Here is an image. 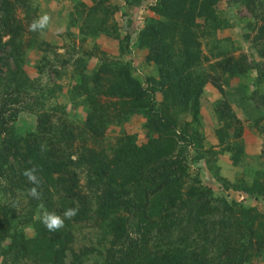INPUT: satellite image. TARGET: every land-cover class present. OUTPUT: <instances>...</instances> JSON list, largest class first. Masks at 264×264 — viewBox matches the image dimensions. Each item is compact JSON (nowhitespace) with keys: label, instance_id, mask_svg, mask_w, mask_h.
I'll return each instance as SVG.
<instances>
[{"label":"rangeland","instance_id":"rangeland-1","mask_svg":"<svg viewBox=\"0 0 264 264\" xmlns=\"http://www.w3.org/2000/svg\"><path fill=\"white\" fill-rule=\"evenodd\" d=\"M250 1L0 0V109L6 117L0 124V264H99L124 223V236L145 251L130 264H145L162 250H177L187 264L202 253L208 264H264V22L262 8ZM44 14L48 26L29 31ZM162 24L168 27L161 34L163 54L155 56L139 34ZM124 72L152 92L144 108L134 107ZM164 72L177 75L172 91L161 87ZM181 91L197 98V122ZM91 103L105 115L99 138L78 136ZM41 115L46 121L39 127ZM47 122L52 145L40 137ZM69 131L75 135L68 140ZM126 136L138 146L149 138L167 144L171 151L163 160L181 165L183 197L194 185L206 189L199 198L216 208L213 220L202 230L190 219L186 199L173 205L163 196L167 173L150 176L139 210L99 206L80 168L75 172L87 196L80 214L60 233L37 232L35 204L44 196L50 193L48 211L57 214L72 201L51 185H41L42 199H33L30 187L17 183L23 160L6 155L1 143L12 141L21 156L29 144H49L74 159L89 147L112 159ZM225 206L232 223L218 224ZM168 215L172 230L181 229L179 243L170 230L168 240L158 233Z\"/></svg>","mask_w":264,"mask_h":264},{"label":"trees","instance_id":"trees-1","mask_svg":"<svg viewBox=\"0 0 264 264\" xmlns=\"http://www.w3.org/2000/svg\"><path fill=\"white\" fill-rule=\"evenodd\" d=\"M250 3L257 4L259 5L258 7L262 8V11L258 14V18L264 22L263 1L252 0ZM167 11L168 10L164 7L163 12L165 13ZM146 27V29L139 34V40L142 41V43L145 42L147 47L153 51L151 53L155 54V56H162L163 53L160 52V50L163 48L162 45L164 39L161 34L162 32H165L168 27H166V24H162L161 28L156 25H149ZM182 73L183 72H181V75ZM123 74L127 94L133 101L136 100L134 107H141V109L144 108L145 101L148 99L147 97H149V95L153 97L152 92L149 94L145 88L137 83V81L131 79L127 72H124ZM163 74L164 75H162L161 78V87H167L172 91L175 86L174 82L177 79V75L176 77L173 75L171 76L169 72H164ZM195 87H197V85ZM181 97V100L186 98V103L191 107L193 119L197 122L199 119V104L197 98L194 96L189 98L186 91H181ZM173 98L176 99L175 94H173ZM104 116L105 115L99 113L96 108V104L91 103V108L87 113L86 121L84 123L85 130L78 132V136L82 134H90L95 138L101 137L103 135L101 128L104 123ZM5 120L6 117L0 109V124H4L3 122ZM44 121H46L44 120V117H42V115L39 116L38 126H42ZM46 127L47 131H45V127L41 128L40 137L41 139L51 143L50 134H52V131L49 122H47ZM74 135V132L69 131L68 140L74 138ZM57 143L61 144L60 140H58ZM51 145H45L44 150L42 151L40 146L37 148L36 144H29L26 147L27 149L25 154H22V156L19 155L17 149L13 148L14 144L12 141L7 143L2 142L1 149L4 153H6V155L19 157L20 160H23L24 169L32 167L33 164L37 165L40 169L38 175L42 178V185H51V187L54 188V192L60 191V195L63 197L66 196L69 200H71L72 208L77 206L79 207L77 215L80 214V207L83 209L82 205L85 198L87 199V196L82 193L81 186L79 185L78 173L75 172V170L80 168L85 169L87 174L85 187L90 191V193L96 195L98 205L103 206V204H105L104 207H113V205H116L114 207L115 212L122 213L123 211L131 212L133 211L132 209L139 210L144 202L143 194L146 191V185L151 179H153L151 177L154 175L162 177V174L166 173L168 175L166 181L167 187L162 189L163 196L172 199L173 205L181 202V198L183 197L180 185L181 165L171 160H163L168 157L171 149L167 144H165V148L162 143L158 141V139L149 138V142L138 146L134 136H126L118 143L116 155L112 159H108L104 153L93 147L87 148L76 159H74L72 157L70 158V156L66 157L59 147L53 148ZM12 148L14 149V152L12 151ZM108 161H114L112 162L113 167L105 169V162ZM25 178V176H19L17 183L31 188L32 185L29 182H26ZM106 186L108 187V190L105 194H103V191L106 190ZM205 190L206 189L202 187L194 185V187H191L190 190L187 191V194L183 197L186 200L182 202H185L186 205L190 206V208L187 209L190 219L194 218V220H197L196 224L198 226H202V230L206 227V222L213 220V218H211V214L216 211V208L210 209L208 205H204L203 202L205 200L201 197L199 198V193L205 194ZM131 191L132 193H130ZM49 198L50 193L47 196H44L43 200H41L38 204H35L36 210H39L40 215L41 209L39 205L41 203L44 205L45 209L49 210L47 207V201L50 200ZM222 205H226V203H223ZM227 207L228 206H225L224 208L221 207L222 210H220L218 214L220 216L217 220L218 224H223L224 222H226V224H229V222L232 223L227 216L229 215ZM134 212L138 213V211ZM168 218L169 215L166 216V219L160 221V223L163 224V227L158 233L164 240H168L170 238L168 235L170 230V233L173 234L172 237L175 238L177 243H179L181 241V229L173 231L172 227H170V221ZM215 223L216 221H212L211 225H214ZM33 226L35 230L40 233L47 230L40 220L36 223V225L33 224ZM124 228L125 223L115 230V244H112V247L110 248L104 249V254L103 257H101L99 264H130L134 261V259L137 260L138 256L141 258L142 255L145 254L143 245L129 240L127 238L128 236H124ZM58 232L55 233L54 237L60 233ZM20 235H22L21 232ZM56 237L58 238V236ZM12 241H14V238H12ZM12 245H15L14 242ZM57 245L59 248L61 247L62 250H65L59 240H57ZM177 246L178 245H175L174 247L177 248ZM96 250L97 248L94 249L93 253ZM175 251L177 252V250ZM176 252L172 250H162L159 257L155 252L152 258H150L151 260L145 262V264H187L185 261L186 258L181 257V254ZM200 256H202V258L193 261L192 264H208L204 258V254L202 253ZM95 263L96 260H94V264Z\"/></svg>","mask_w":264,"mask_h":264},{"label":"clouds","instance_id":"clouds-1","mask_svg":"<svg viewBox=\"0 0 264 264\" xmlns=\"http://www.w3.org/2000/svg\"><path fill=\"white\" fill-rule=\"evenodd\" d=\"M49 22L50 16L48 14H44L29 25V31L43 30L48 26ZM41 150H44L43 145L41 146ZM39 171V167L33 164L32 167L25 168L22 172V175L27 178V181L31 185H33L28 189V194L33 199H36L38 201L42 199V193L39 191L42 185V178L38 175ZM39 207L41 209L39 220L50 232L59 231L60 229H62L65 226V221L71 220L77 215L79 211V207L77 206L66 209L62 214H57L54 211H48L47 209H45L42 203L39 205Z\"/></svg>","mask_w":264,"mask_h":264}]
</instances>
